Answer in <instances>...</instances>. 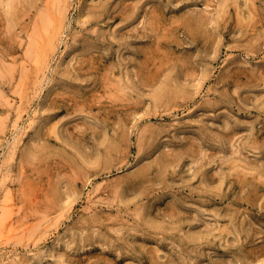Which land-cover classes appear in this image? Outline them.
Masks as SVG:
<instances>
[{"label": "rangeland", "instance_id": "obj_1", "mask_svg": "<svg viewBox=\"0 0 264 264\" xmlns=\"http://www.w3.org/2000/svg\"><path fill=\"white\" fill-rule=\"evenodd\" d=\"M3 1L0 264H264V0L220 23L222 0H150L155 35L146 8L121 15L138 0H26L14 19ZM203 10L198 38L168 29ZM153 57L165 65L144 84ZM168 77L189 97L165 109Z\"/></svg>", "mask_w": 264, "mask_h": 264}, {"label": "bare ground", "instance_id": "obj_2", "mask_svg": "<svg viewBox=\"0 0 264 264\" xmlns=\"http://www.w3.org/2000/svg\"><path fill=\"white\" fill-rule=\"evenodd\" d=\"M26 0H5V3L4 1L1 2L5 5V9L7 11H9L10 13V16H11V19H14L15 17H18L19 16V12L23 9L24 5L27 3L25 2ZM150 0H143V1H136V3H134V5L132 6L131 10L130 11H127L128 7L127 6H124L123 8V11L121 12V15L123 18L125 17H131L132 19L137 17V15L141 14V9L143 8H146V13H145V16L147 17V19L145 20V24H144V29H143V34L145 35H155V32L161 28L163 22H162V19H163V15H162V11H160L159 7L158 6H151L150 8L146 7L145 5H147V3L149 2ZM209 1V4L211 1L213 0H208ZM49 2V0H48ZM63 2V0L61 1ZM249 2L251 3H254L255 0H249ZM58 3V1H57ZM238 3V0H222L221 2H219L220 6L218 8V14H217V20H216V23H220L221 19L224 20L226 18V14H228L231 10V7ZM28 5V4H27ZM252 5V4H251ZM49 6V5H48ZM55 6V5H53ZM26 8V7H25ZM49 9V8H48ZM47 9V10H48ZM58 9V8H57ZM190 10V9H189ZM51 11V10H50ZM51 13V12H50ZM61 13V8H59V10H57V12H55V14H48L50 17H46V20L44 22V34H45V39H46V42H47V45H50L52 46V44H55V42L53 41L54 39H56V34L59 30V27L61 26V22L63 21V13L61 15H59ZM186 13V12H185ZM43 14V13H42ZM41 14V15H42ZM116 16V15H115ZM241 16V15H240ZM7 17V16H6ZM245 19V18H244ZM134 20V19H133ZM178 24H174L175 22H170V26L168 27L169 30H173L174 29H180L181 26H184L185 29H187L189 31V29L191 30V32L193 33L194 35V38H198L197 34L198 33H204L203 32V27L207 26L209 24L210 21H214L213 18H210L208 14L205 13V10L203 11H192V13H188L186 15H183L180 19H177L176 22H178ZM246 21V20H245ZM240 22H243L241 21L240 19ZM125 23H127V21H125ZM142 23H143V20H142ZM246 23V22H244ZM41 24V23H39ZM141 24V23H140ZM252 24V18L250 17L247 25H250ZM139 27V26H138ZM138 27H136L138 29ZM164 27V26H163ZM41 28V29H43ZM141 29V28H140ZM204 31H206L204 29ZM47 33V34H46ZM165 33V32H164ZM47 35V36H46ZM161 36V35H160ZM166 36H168L166 34ZM165 36V37H166ZM40 37V36H39ZM47 37V38H46ZM147 37V36H146ZM156 36H154L155 38ZM160 38V37H159ZM165 39V38H163ZM168 39V38H167ZM170 39V38H169ZM172 39V38H171ZM35 40V39H34ZM33 40V41H34ZM41 40V39H40ZM52 40V41H51ZM161 38L159 39V42H155L157 44H159L161 41ZM197 40V39H196ZM39 41V40H38ZM36 41V43L38 42ZM154 41V40H153ZM158 41V40H157ZM39 45V44H38ZM43 48H45V50L41 51L42 52H45V51H48L49 47H46V43L43 44L42 46ZM157 47V46H156ZM40 48V47H39ZM149 48V46L147 47ZM161 48V47H160ZM37 49V48H36ZM152 49V48H151ZM158 49V48H157ZM151 51V50H149ZM157 51V50H155ZM148 52V51H147ZM47 54V53H45ZM45 54H40L38 59H40V61L44 60L45 59ZM148 54V53H147ZM38 55V54H37ZM151 58V56H150ZM154 60V61H153ZM153 67H150L151 65L148 63V60L146 61V63L142 66H146L145 67V70H143L142 68L140 69L139 67V70H138V75H139V78L141 79V81L144 83V84H151L152 81L150 80H155L157 81L158 80V77L160 76V73H162V68H163V65H165V62H160L157 64L156 60H155V57H153ZM161 60V59H160ZM215 60V59H214ZM152 61H151V64H152ZM164 63V64H163ZM178 63V62H177ZM184 63V62H183ZM189 65V64H188ZM182 66V65H181ZM150 69H148V68ZM165 67V66H164ZM188 68H185L188 76L189 74L191 73L189 71V66H187ZM148 70H147V69ZM183 68V67H182ZM192 70V69H191ZM183 71V70H182ZM193 73V72H192ZM205 73V72H204ZM149 74V76H148ZM194 74V73H193ZM258 74V73H257ZM204 75V74H203ZM167 77V76H166ZM118 78V77H117ZM148 78H150V80H148ZM128 79V78H126ZM167 79V78H166ZM118 80V79H117ZM175 81H181V77H177L176 79H174ZM129 81V80H128ZM154 81V83H156ZM108 82V81H107ZM116 82V81H115ZM113 83V82H112ZM153 84V83H152ZM117 86H114L115 90V94L116 97L119 96L120 98H123L125 96V94L128 93L129 91V88L130 86L128 85V83H126L125 81H123L122 78H120V81L118 84H116ZM112 88V87H111ZM187 86H184L182 87L180 83H174L173 84V79L172 78H169L167 79V81L164 83V85L160 86V88H158V91L156 89V93L154 95V98H158L159 99V105L160 103L163 104L165 103V109H169L171 106H172V102L176 101L177 97L178 96H181L185 99V97H189V94L188 92L186 91L187 89ZM123 93V97L121 96ZM107 95V94H106ZM110 95V94H109ZM112 96V95H111ZM129 96V95H128ZM107 97V96H106ZM110 98V96H109ZM113 98V97H111ZM129 100V99H128ZM113 101V100H112ZM111 101V102H112ZM118 102V101H117ZM122 102V100H121ZM140 101H137V103L139 104ZM113 105L115 104L114 102H112ZM263 103V102H262ZM122 105H124L122 103ZM81 106V105H80ZM264 106V105H263ZM49 107V106H48ZM77 107V106H76ZM262 107V106H261ZM123 109V108H122ZM162 109V108H161ZM264 109V108H263ZM168 113V112H167ZM156 115V113H155ZM163 115V114H162ZM153 116V115H152ZM162 131V130H161ZM54 132H57V125L55 124L54 125ZM235 135H233L232 137H234ZM127 140L126 136H124V134L122 135L121 137V142ZM118 144V142H117ZM116 144V145H117ZM113 146V145H112ZM113 147H116V146H113ZM113 149V148H112ZM117 149V147H116ZM119 149V148H118ZM117 149V150H118ZM114 150V149H113ZM169 159V158H168ZM234 162V161H233ZM236 162V161H235ZM234 164V163H233ZM232 164V165H233ZM235 167V166H234ZM236 171V170H235ZM79 176V175H78ZM77 183V181H76ZM12 194V193H11ZM9 195V194H8ZM246 199V198H245ZM13 200V199H12ZM9 207V206H8ZM7 207H5L4 211H6ZM9 210H10V207H9ZM7 210V212L9 211ZM11 211V210H10ZM10 211L8 213H10ZM7 213V216H9ZM12 213V212H11ZM3 214V213H2ZM5 214V213H4ZM63 214V213H62ZM6 215V214H5ZM2 216V215H1ZM2 218L4 219V217L2 216ZM40 223V222H39ZM227 230H228V227H227ZM231 230V229H230ZM11 231V230H10ZM9 231V232H10ZM229 232V230H228ZM232 231H230L231 233ZM229 233V234H230ZM7 235V234H6ZM8 236V235H7ZM12 239V237H11ZM10 239V240H11Z\"/></svg>", "mask_w": 264, "mask_h": 264}]
</instances>
